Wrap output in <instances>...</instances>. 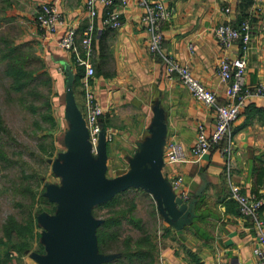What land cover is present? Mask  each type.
Segmentation results:
<instances>
[{
    "label": "crops",
    "instance_id": "crops-1",
    "mask_svg": "<svg viewBox=\"0 0 264 264\" xmlns=\"http://www.w3.org/2000/svg\"><path fill=\"white\" fill-rule=\"evenodd\" d=\"M45 1L0 0V15L7 18L1 22L4 25L19 26L14 41L35 50L41 63L38 72L48 79L51 108L64 124L58 139L54 137L61 146L56 174L62 184L67 179L65 168L75 158L93 166L104 181L142 170L157 181L159 194L161 230L153 264H257L252 219L240 214L229 190L230 184H237L243 193L260 199L259 215L264 221V97L246 99L229 132L206 153L195 158L187 150L186 160L169 161V143L177 141L189 148L199 124L206 134L211 132L215 111L168 74L161 55L148 49L143 9L137 0L125 6L115 2L121 24L114 28L101 27L106 8L97 3L98 30L90 57L94 72L89 81L103 113L98 159L92 160L85 135L84 67L75 62L72 50L57 43L66 24L75 25L78 32L85 25L84 0H56L65 24L48 34L35 22L36 8ZM169 4L172 15L162 28V52L187 63L215 91L218 102L226 100L227 85L218 74L219 59L242 52L238 40L226 48L217 41L214 28L220 22L237 26L250 17L245 79L249 85L264 83V0H169ZM178 175L188 193L185 199L171 185ZM41 255L32 251L0 264H43Z\"/></svg>",
    "mask_w": 264,
    "mask_h": 264
},
{
    "label": "built area",
    "instance_id": "built-area-1",
    "mask_svg": "<svg viewBox=\"0 0 264 264\" xmlns=\"http://www.w3.org/2000/svg\"><path fill=\"white\" fill-rule=\"evenodd\" d=\"M117 0H84L86 12V23L78 32L73 24H66L63 34L58 38L60 47L70 49L74 52V60L84 67L82 89L84 94V117L90 142V154L96 156V144L101 131L100 116L103 109L98 103L89 78L94 72L90 57L93 49L94 34L98 26L94 22L97 13V3L105 8V15L101 18V27H118L121 24L120 11L114 8ZM129 0H118V3L125 6ZM56 0H48L38 5L35 11V22L41 32L53 33L59 26L65 24L62 13L58 10ZM137 4L143 9L142 20L148 34V49L153 53H159L165 64L166 72L176 76L179 81L197 99L201 100L215 111V121L209 134H206L202 124L197 127L195 142L186 148L181 143L174 141L169 143L166 157L169 161H183L187 159L186 152L197 158L206 153L210 147L217 143L229 132L231 123L237 118L246 99L254 96L264 97V83L258 82L252 85L247 84L246 57L251 39L250 17H244L237 26L228 22H220L214 28V36L217 41L226 47L238 40L242 52L236 57H229L223 54L219 59L217 68L218 74L223 81L227 82L225 88L226 100L218 102L214 90L207 88L197 76L193 74L189 65L181 62L170 53H163V32L162 28L171 15L172 8L169 0H137ZM228 11V7H224ZM264 29V20L261 23ZM77 44H80L82 54ZM172 187L178 189L181 198L188 197L187 190L182 185V177L176 176L170 180ZM230 196L238 203L239 212L243 216L252 219L255 237L258 244L253 247V253L257 257V264H264V221L259 215L261 200L254 195L245 194L239 185L230 184ZM21 264V263H16Z\"/></svg>",
    "mask_w": 264,
    "mask_h": 264
},
{
    "label": "rangeland",
    "instance_id": "rangeland-1",
    "mask_svg": "<svg viewBox=\"0 0 264 264\" xmlns=\"http://www.w3.org/2000/svg\"><path fill=\"white\" fill-rule=\"evenodd\" d=\"M6 19L5 15H0V33L8 40H12L19 31V26L16 23L7 25L1 23ZM23 49L38 60L35 50H32L31 47L24 46ZM37 60L32 61L31 57V62L25 67L31 69L37 66ZM4 69L5 62L0 59V124L4 127L0 129V143L6 156L11 159V163H4L3 160H0V258L11 259L28 252H38L37 248L42 242L43 251L39 252L44 255L45 239H43V235L49 232L47 225L52 214L44 209L36 213V209L39 206H44L40 202V195H48L47 186L53 182H56L58 187L64 186L60 181V176L56 174V170L61 164V156L58 153L61 146L57 139L64 124L59 119L60 114L56 111L53 113L51 105L49 111L52 122L42 118V114L46 113L47 109L46 105H42L41 102L44 99L50 102V89L45 76H35L36 79H32L28 83V87L34 86L43 93L38 97L28 93V89L22 93L12 89L10 87L12 80L4 73ZM35 105V109L31 107ZM53 140L56 143H53ZM27 189L34 192V200L29 196ZM121 192H123L121 203L111 207L99 206L92 211L93 206L90 210L91 216L101 219L116 214L119 212L118 210H127L137 220H140L141 228L132 223H123L121 238L127 235L137 237L142 230L155 233L157 236L161 230V221L157 211L156 197L142 186H124L117 191V193ZM30 207L36 222L33 232H38V235L32 241L29 250L19 254L14 247L17 238L14 233L6 234L4 224L9 215H14L17 221H21V219L24 221V217L28 213L27 209ZM54 207L53 212L56 213L61 206L56 202ZM121 208L124 209L121 210Z\"/></svg>",
    "mask_w": 264,
    "mask_h": 264
},
{
    "label": "water",
    "instance_id": "water-1",
    "mask_svg": "<svg viewBox=\"0 0 264 264\" xmlns=\"http://www.w3.org/2000/svg\"><path fill=\"white\" fill-rule=\"evenodd\" d=\"M85 135L88 138L87 129ZM90 146L89 142L88 156L97 160L98 154L93 157ZM65 175L64 187L47 186L48 198L61 207L48 219L49 232L43 235L45 254L40 257L43 264H100L109 260L110 254L96 250L95 228L101 219L91 216V208L128 185L142 186L159 199L157 181L142 170L104 181L93 166L87 167L75 158L65 168Z\"/></svg>",
    "mask_w": 264,
    "mask_h": 264
},
{
    "label": "trees",
    "instance_id": "trees-1",
    "mask_svg": "<svg viewBox=\"0 0 264 264\" xmlns=\"http://www.w3.org/2000/svg\"><path fill=\"white\" fill-rule=\"evenodd\" d=\"M24 46L22 43H16L14 39L8 40L0 33V59L5 62L4 73L12 80L10 87L21 93L28 89V93L40 97L43 93L38 91L34 86L28 87V83L32 79H36L35 76L44 77L42 72H38L41 68V63L39 59H35V57L24 51ZM31 57L32 61L37 60L38 64L31 69H27L25 66L31 62ZM46 80L48 79L46 78ZM41 103H43L42 105H46L47 109L46 113L42 114V118L52 122V116L49 111L50 102L44 99ZM31 107L35 109L36 105ZM2 128L4 127L0 124V129ZM2 148L0 143V160H3L4 163H11V159L6 156ZM27 192L31 199L34 200V192L29 189H27ZM122 194L123 192L114 193L105 201L95 204L92 211L99 206L111 207L114 204L121 203ZM40 202L44 206H39L36 209V213L44 209L50 214H54V204L56 201L50 200L48 196L40 195ZM47 205L48 207H46ZM123 209L121 208V210ZM118 211L114 215L101 218V221L95 228L97 252L102 254L109 253L111 255L109 260L102 261L100 264H153L157 246L156 234L142 230L141 234L137 237L127 235L121 238V226L123 223H132L139 226V228H141V225L139 224L140 220H137L129 211ZM27 212L24 221L22 219L21 221H17L14 215H9L4 224L7 235L15 234L17 242L14 247L19 254H23L29 250L28 248L31 247L32 241L38 235V232H33L36 222L31 207L27 209ZM43 247V242L39 243L37 250L41 251ZM7 259L9 258H0V263L6 262Z\"/></svg>",
    "mask_w": 264,
    "mask_h": 264
}]
</instances>
